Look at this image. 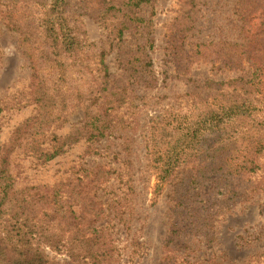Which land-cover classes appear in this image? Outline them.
Wrapping results in <instances>:
<instances>
[{
    "label": "trees",
    "instance_id": "16d2710c",
    "mask_svg": "<svg viewBox=\"0 0 264 264\" xmlns=\"http://www.w3.org/2000/svg\"><path fill=\"white\" fill-rule=\"evenodd\" d=\"M32 1L0 0V19L18 34L31 70L28 88L0 101V264H118L121 250L106 221L108 206L97 192L121 172L98 166L53 186L18 188L12 157L19 152L46 165L80 143L87 145L88 156L96 155V144L135 130L142 93L158 85L153 16L160 0H92L101 11L91 16L106 31L99 44L85 39L78 26L84 14L75 10L90 5L88 0H45L37 18L15 20L18 7ZM200 4L180 0L168 25L176 72L187 74L193 64L209 63L239 75L207 81L202 88L195 82L193 92L146 120L149 167L158 180L155 196L164 186L171 188L160 264H220L193 254L201 244L214 245L228 214L264 195V0H239L234 11L243 39L230 41L196 40ZM112 54L118 73L108 64ZM73 72L80 77L62 91ZM29 106L35 114L2 142L3 113ZM82 106L84 118L66 130L67 111ZM194 140L204 142L207 152L193 165H180L174 144ZM154 141L164 145L150 147ZM238 239L245 243L244 236ZM27 240L51 251L65 249L68 258L60 263L51 256H30ZM131 246L129 257L143 245L133 241ZM244 264H264V251Z\"/></svg>",
    "mask_w": 264,
    "mask_h": 264
},
{
    "label": "rangeland",
    "instance_id": "374dc122",
    "mask_svg": "<svg viewBox=\"0 0 264 264\" xmlns=\"http://www.w3.org/2000/svg\"><path fill=\"white\" fill-rule=\"evenodd\" d=\"M47 1V0H46ZM90 5L77 8L80 18L78 26L80 33L89 42L100 43L106 38V31L101 24L91 16L101 11L100 6ZM200 12L197 15L196 40H242L240 29L236 26L235 11L239 0H200ZM39 2V3H37ZM45 0H33L27 7L21 5L15 14V20L21 16L37 18L44 8ZM180 0H160L154 13L153 49L154 70L158 79L155 89L144 91V102L135 111L139 125L135 130L116 133L99 144H96V155H87V145L76 144L67 149L60 157L46 165H40L36 159L13 155V174L18 188L30 185H49L63 183L76 173L90 171L98 166L106 169H117L120 176H115L108 185L97 192V196L108 206L106 221L121 250L118 264H160L163 255V244L169 230V210L171 207V188L164 186L159 196H155L158 180L151 171L148 161V138L145 128L149 116L162 111L177 101V97L191 93L195 88L203 87L207 81L222 82L239 75L229 71L220 64H193L189 71L178 74L169 51V28L179 10ZM148 18L151 9L145 8ZM0 47L2 61L0 65V101L8 96L28 88L31 78L30 64L23 54L16 32L8 27L7 21L0 19ZM111 72L118 73V63L114 54L108 57ZM94 74V73H93ZM80 77L71 73L69 81L61 90L67 92L69 86ZM197 83V86L196 83ZM68 83V84H67ZM69 85V86H68ZM139 104V103H138ZM141 104V103H140ZM35 114L34 106L22 110L4 112L2 142L8 141L15 128L25 119ZM69 122L66 130L72 124L84 118L85 107L69 108ZM164 145L161 141L150 142V147ZM207 152V145L198 140L181 141L174 144V157L180 165L194 164ZM120 212V213H119ZM248 233V234H247ZM253 234L252 236H250ZM238 236H244L243 244ZM66 241L68 239H65ZM138 241L143 246H136L134 253L131 246ZM201 249L193 254L201 261H215L220 264H244L254 253L264 251V195H259L252 203L237 207L220 224L217 240L211 248L201 244ZM25 250L30 256H51L63 263L68 258V251H51L42 244L25 243ZM131 256V255H130Z\"/></svg>",
    "mask_w": 264,
    "mask_h": 264
}]
</instances>
